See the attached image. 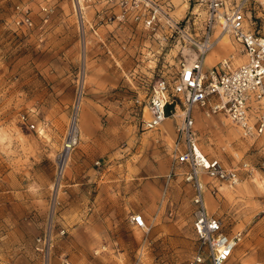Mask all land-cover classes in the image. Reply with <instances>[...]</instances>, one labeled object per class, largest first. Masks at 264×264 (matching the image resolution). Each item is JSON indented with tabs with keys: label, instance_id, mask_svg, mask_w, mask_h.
Masks as SVG:
<instances>
[{
	"label": "rangeland",
	"instance_id": "obj_1",
	"mask_svg": "<svg viewBox=\"0 0 264 264\" xmlns=\"http://www.w3.org/2000/svg\"><path fill=\"white\" fill-rule=\"evenodd\" d=\"M166 1L171 22L150 29L115 20L114 0H0V264H180L196 251L193 187L184 166L171 173L179 116L165 130L143 125L155 80L193 50L182 24L197 1ZM248 7L264 32V0ZM25 11L29 26L16 23ZM223 37L204 67L243 59ZM71 120L77 142L60 172ZM194 128L207 157L248 163L238 182L207 193L226 230L241 231L226 264H264V133L245 137L200 109ZM135 212L147 229L131 223Z\"/></svg>",
	"mask_w": 264,
	"mask_h": 264
},
{
	"label": "built area",
	"instance_id": "obj_2",
	"mask_svg": "<svg viewBox=\"0 0 264 264\" xmlns=\"http://www.w3.org/2000/svg\"><path fill=\"white\" fill-rule=\"evenodd\" d=\"M196 1L197 7L182 24L188 32L195 57L191 62L181 61L171 79L160 77L155 80L148 97L149 117L143 119V125L147 129L156 128L162 120L176 116L180 110L170 149L171 173H175L174 169L179 165L185 167L183 177L193 187L192 228L198 240L192 257L180 264H201L205 259L209 264H226L241 239V231L226 230L222 218L207 210L205 192L208 189L216 193V183L231 186L238 182L240 168L247 169L248 163L243 161L241 166H227L219 158L207 157L198 144L195 110L200 109L205 116L224 114L240 127L245 137L264 133V32L256 25L251 26L259 18L254 15L255 20H252L248 7L251 0ZM114 3L118 12L112 17L118 21L131 20L153 29L162 18L172 20L171 5L166 0H114ZM16 23L29 26L32 21L25 11ZM223 31L240 45L243 59L234 67H231L230 57L204 67L207 51ZM24 117L21 115L22 119ZM28 125L35 127L33 122ZM77 137L76 129L67 131L58 161L63 149L70 152L74 147ZM203 175L208 179L203 180ZM130 221L136 227L148 228L141 212L132 213ZM62 264L69 262L63 259Z\"/></svg>",
	"mask_w": 264,
	"mask_h": 264
},
{
	"label": "bare ground",
	"instance_id": "obj_3",
	"mask_svg": "<svg viewBox=\"0 0 264 264\" xmlns=\"http://www.w3.org/2000/svg\"><path fill=\"white\" fill-rule=\"evenodd\" d=\"M200 14H201V12H200ZM169 21L171 22V20H169ZM225 35L228 36L229 35L228 32L223 31V32L220 33L217 42L207 51V53L205 55L206 60H207V57H208L209 53L212 52L215 49V47L219 44L220 40H222V38H224L223 36H225ZM194 57H195V52L193 50H188L187 62H191L194 59ZM145 114H146V111H145ZM179 114H180V110H177L176 115H179ZM167 120H168V117L165 118L164 120H162L160 122L159 126H161ZM71 122H70L71 126H69V130L70 131L73 130V129L77 130L79 127H77L76 121L71 120ZM78 131H79V129H78ZM78 135H79V139H80V133L79 132H78ZM83 139H86V135L85 134H83ZM68 156H69V151L67 149H63V154H62L61 158L58 161L59 162V168H60L61 171L64 169V166H65V164L67 162ZM205 204L207 206L206 197H205Z\"/></svg>",
	"mask_w": 264,
	"mask_h": 264
},
{
	"label": "crops",
	"instance_id": "obj_4",
	"mask_svg": "<svg viewBox=\"0 0 264 264\" xmlns=\"http://www.w3.org/2000/svg\"><path fill=\"white\" fill-rule=\"evenodd\" d=\"M207 59H208V58H207ZM168 124H169L168 121L164 122V123L161 125L162 129L165 130V129H166V128H165V125H168ZM207 193H211V192H210L208 189H207L206 192H205V195H206L205 197H206V202H207V210H208L209 212L214 213V212L211 211V209L209 208V207H210V199H209ZM211 194H212V193H211Z\"/></svg>",
	"mask_w": 264,
	"mask_h": 264
}]
</instances>
